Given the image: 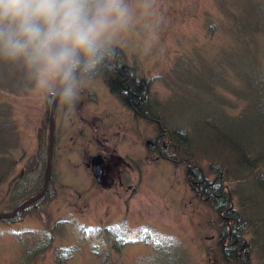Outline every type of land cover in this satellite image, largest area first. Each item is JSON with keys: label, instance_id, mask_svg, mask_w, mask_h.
<instances>
[{"label": "rangeland", "instance_id": "rangeland-1", "mask_svg": "<svg viewBox=\"0 0 264 264\" xmlns=\"http://www.w3.org/2000/svg\"><path fill=\"white\" fill-rule=\"evenodd\" d=\"M126 3L127 26L116 31L110 46L149 82L158 111L172 122L190 132L194 124L222 109L217 94L224 92L233 101L229 111L236 115L246 106L254 111L264 104V10L256 0ZM77 82L82 87L76 88ZM74 90V98L61 96L54 109L56 199L40 204L22 220H0V264H97L104 257L116 264H146L150 259H163L161 264H221L213 252L224 232L223 220L233 223L236 212L228 219L224 210L206 204L199 187L186 178L187 167L195 166L155 158L159 154L153 149L149 153L146 141L158 137L157 125L135 118L100 78L79 77ZM47 94L38 85L25 96L0 94V102L13 108L19 140L10 156L14 169L0 182V212L10 211L44 184L52 100L45 101ZM93 116L94 131L87 123ZM96 130L105 133L109 148L133 166V194L131 189L93 183L88 156L96 149ZM22 168L26 172L20 177ZM200 171L201 182L207 180ZM254 264H260L257 257Z\"/></svg>", "mask_w": 264, "mask_h": 264}, {"label": "trees", "instance_id": "trees-1", "mask_svg": "<svg viewBox=\"0 0 264 264\" xmlns=\"http://www.w3.org/2000/svg\"><path fill=\"white\" fill-rule=\"evenodd\" d=\"M256 1L258 3V0ZM258 6L263 11L264 0H261ZM258 29L260 26L258 28L252 27L253 32ZM110 49V52L105 55L104 60L93 72H81V75L77 74L76 79L79 77L100 78L110 88L112 95L123 105L126 102L122 94L124 89L118 82H112L111 79L117 78V76L110 67L115 62H126V59L116 47L110 46ZM228 63L232 64V61ZM36 85L35 80L21 65L0 59L1 95L7 97L25 96ZM223 90L227 91L226 89ZM202 91L211 94L208 87H203ZM230 93L232 94V92ZM217 96L222 109L214 116L211 115L210 119L204 120L203 123L194 124L190 132L187 126L174 123L169 116L167 118L160 113L157 101L153 102V112L145 117L142 115L140 119L157 125V136L166 139L168 149H162V153L168 161L177 164L183 160V162L195 166V168L187 167L185 170L186 178L194 186L199 187L204 199L207 200V205L217 206L218 210H224L228 219L233 211L236 212V217L231 216L234 220L233 223L226 224V221L223 220L225 228L217 242L218 250L213 252L214 257H218L221 264H254L255 257L258 258L260 264H264V104L254 111L246 106L240 114L236 115L229 111L230 106L233 108V101L227 97L226 92L221 95L217 94ZM50 98L47 94L45 101L48 102ZM12 114L11 104L7 101H1L0 182L12 173L15 160L11 159L10 156L12 150L19 146ZM152 140L153 138L146 141V148L149 153H154L151 149ZM200 141L202 144L199 143ZM200 170L207 180L201 182ZM54 183V179L51 178L50 191L34 201V205L27 206L14 217L18 216V219L22 220L26 213L36 211L40 204L46 205L55 200L57 190ZM225 185L228 186L227 191L224 189ZM210 199H214L215 202L212 203ZM231 203L234 204V209H230ZM14 217L9 218L8 221H13ZM59 223L62 224L61 221ZM226 225H228V230L232 229L230 233L226 229ZM80 228L87 230L86 227ZM112 228L116 232L115 227ZM227 237L229 239L224 244V239ZM35 248L32 252H36ZM40 248L42 251L44 250V248ZM32 252L29 256L33 258ZM71 253V249L67 250L66 258L71 256ZM93 253L96 254L97 251H93ZM22 254L28 256L25 251ZM25 258L23 256L22 259ZM162 260L157 263L150 259L146 264H161ZM65 261L57 263L66 264ZM116 263L107 260L105 257L97 261V264ZM17 264H21V262L17 261Z\"/></svg>", "mask_w": 264, "mask_h": 264}, {"label": "clouds", "instance_id": "clouds-1", "mask_svg": "<svg viewBox=\"0 0 264 264\" xmlns=\"http://www.w3.org/2000/svg\"><path fill=\"white\" fill-rule=\"evenodd\" d=\"M128 19L126 0H0V59L21 65L50 97L72 99L77 73L97 68Z\"/></svg>", "mask_w": 264, "mask_h": 264}, {"label": "flooded vegetation", "instance_id": "flooded-vegetation-1", "mask_svg": "<svg viewBox=\"0 0 264 264\" xmlns=\"http://www.w3.org/2000/svg\"><path fill=\"white\" fill-rule=\"evenodd\" d=\"M110 68L114 71L115 75L117 76V78L111 79L112 82H118L124 89V92L122 94L124 96L126 104L124 103L123 106H125V108L129 112H131V114L135 118H141L142 115V117H145L147 114L152 113L154 110L153 102L155 103V99L151 97L149 93V82L144 80L142 74L138 73L135 67L129 66L127 62H115ZM77 86L82 87L80 82L76 83V88ZM108 89L111 92L110 88ZM88 97L90 98L91 94H89ZM82 104L83 103L81 102V105ZM91 118L92 119H89L87 123L89 124V128L94 131L93 129L97 128L96 126H93L96 121V118L94 116ZM95 134H97L98 136H95ZM92 138L96 139V149L93 153L89 154L88 161L93 175V183L95 181V185L110 188L119 187L125 191L131 189V194H133L135 190V187L133 185L134 182L132 183V181H130L132 177L129 176L130 171L132 173L134 172L133 166L130 165V163L126 161L123 157H121L116 152L115 148H109V146L107 145L108 143H106L108 141V138L105 137V133H98V131L96 130V132H94V134L92 135ZM158 138L160 137H156L155 140L153 139L151 141V149L155 150L157 154H159L156 155L155 158L162 157L164 159L166 158V156L164 155V153H162V149H167L166 139H162L161 145L159 146ZM22 173H24L23 168L21 169L20 177ZM96 173H99L98 179L96 177ZM51 178L46 193L50 191ZM39 190L28 195L25 199L34 195ZM29 205H34V202L28 204L27 206Z\"/></svg>", "mask_w": 264, "mask_h": 264}, {"label": "water", "instance_id": "water-1", "mask_svg": "<svg viewBox=\"0 0 264 264\" xmlns=\"http://www.w3.org/2000/svg\"><path fill=\"white\" fill-rule=\"evenodd\" d=\"M63 85L59 83L57 88H62ZM59 97H52L50 108H49V138H48V145H47V157H46V164H45V171H44V184L40 191H38L33 196L25 199L11 211L0 212V219H9L14 217L17 213H19L25 206L42 196L45 192H47L49 187V181L51 176V159H52V149H53V142H54V109L51 107L52 102H57ZM97 179L99 178V173H96Z\"/></svg>", "mask_w": 264, "mask_h": 264}]
</instances>
